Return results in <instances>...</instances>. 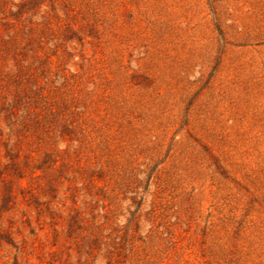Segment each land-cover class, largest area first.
<instances>
[{"label": "rangeland", "instance_id": "1", "mask_svg": "<svg viewBox=\"0 0 264 264\" xmlns=\"http://www.w3.org/2000/svg\"><path fill=\"white\" fill-rule=\"evenodd\" d=\"M0 264H264V0H0Z\"/></svg>", "mask_w": 264, "mask_h": 264}]
</instances>
